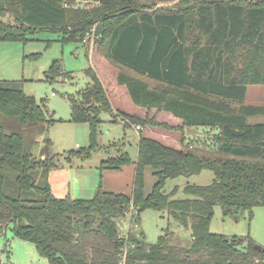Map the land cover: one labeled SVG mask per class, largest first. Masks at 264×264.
Segmentation results:
<instances>
[{"label":"trees","instance_id":"1","mask_svg":"<svg viewBox=\"0 0 264 264\" xmlns=\"http://www.w3.org/2000/svg\"><path fill=\"white\" fill-rule=\"evenodd\" d=\"M40 31L87 48L92 40L102 58L130 72L117 73L116 84L133 105L168 113L181 127L113 111L97 74L86 69L91 83L68 98L69 120L89 125L90 145L69 150L65 159L88 158L98 149L102 114L113 123L124 120V128L138 126L137 159L124 152L99 166L102 173L132 164L131 190L115 193L100 185L91 200L57 198L48 183L49 171L58 168L51 142L45 139L42 158L35 159L28 131L44 133L60 119L50 116L43 99L24 93L23 80L0 79V115L26 132L0 124V234L12 227L50 264H119L125 247V264H264V250L256 251L249 236L209 229L215 207L223 217L248 211L249 219L264 208V123L247 121L264 116V105L244 104L248 87L264 86V0H0V43L26 44ZM66 76L58 61L46 72L51 84ZM147 128L178 131L183 139L186 128L208 131L191 137L192 146L176 148L144 134ZM146 168L155 178L149 193ZM205 170L214 181L185 186L187 199L171 200L176 189L164 193L168 179ZM146 209L166 211L191 232L190 245L170 244L162 235L147 248L143 233L130 229L127 242L120 238L116 219L134 210L130 222L138 226Z\"/></svg>","mask_w":264,"mask_h":264},{"label":"rangeland","instance_id":"2","mask_svg":"<svg viewBox=\"0 0 264 264\" xmlns=\"http://www.w3.org/2000/svg\"><path fill=\"white\" fill-rule=\"evenodd\" d=\"M74 4V7L84 5ZM4 21L10 22L8 17ZM93 38V37H92ZM88 43V41H86ZM86 45V44H84ZM79 43H61V36L56 32L40 31L30 36V41L21 43H0V79L23 80L22 89L25 94L33 96L36 102L45 101V107L54 120L59 122L52 124L44 133L28 131L33 138L31 154L33 158H42L41 153L45 147V139H49L50 154L56 155L58 168H52L48 173V183L52 194L57 198L66 196L77 200H91L99 190V186L105 191L129 194L133 179V165H127L122 170H106L101 173L99 166L101 161L116 157L126 152L131 161L137 159V132L133 127L124 128L121 123L110 122L111 116L102 114V123L99 125L100 135L98 149L86 157L75 156L68 162L65 159L69 150L78 152L87 149L90 145V128L87 123L70 122V103L68 98H75L90 85V79L84 73L88 68L94 70L102 85L110 97V104L118 109L132 112L131 100H115V77L117 73L130 72L117 69L114 64L102 58L98 51V45L90 40L89 49ZM87 46V45H86ZM38 55L36 58L31 56ZM53 61H58L65 73L69 76L57 78L56 83L46 80V72ZM114 88L116 90H114ZM249 88V87H248ZM259 92L258 100H263L264 86H250L248 100L254 101L253 96ZM114 111V110H113ZM156 115L140 116L153 118L159 124L179 128L181 123L162 112ZM115 115V112L112 114ZM120 118L119 120H121ZM260 120L264 123V117L250 120ZM109 120L108 122H105ZM258 122V121H257ZM0 124L8 132L25 134V130L15 122L9 121L0 115ZM149 137L161 141L166 145L176 148L184 146V143L193 145V139L178 131H166L158 128H147L144 131ZM185 141V142H183ZM183 142V143H182ZM214 174L208 170L198 175L175 179L165 182L163 191L170 195L176 189L171 200H185L188 197L183 192L187 185L208 186L214 181ZM145 193H149L155 178L152 169H145ZM138 226H131L130 213L125 217L116 219L119 236L124 237L130 232L139 235L143 233L144 244L147 248L157 243L158 238L166 235L168 242L173 245L188 247L191 243V232L177 224L166 211L157 212L146 209L140 213ZM132 222V221H131ZM210 232L225 235L227 237L249 236L256 245L264 249V208H255L252 218L249 219L248 211H241L233 217H223L218 207L213 209V218L210 223ZM0 264H50L45 258L38 255L36 248L29 242L18 239L12 230L7 228L0 234Z\"/></svg>","mask_w":264,"mask_h":264},{"label":"crops","instance_id":"3","mask_svg":"<svg viewBox=\"0 0 264 264\" xmlns=\"http://www.w3.org/2000/svg\"><path fill=\"white\" fill-rule=\"evenodd\" d=\"M115 79H116V77H115ZM115 82H116V80H115ZM116 86V88H119V90L120 91H114V94H112L113 95V97H114V99L115 100H122V99H127V100H129L130 101V97L128 96V94H127V91H126V89H125V87H123V86H118V85H115ZM104 87V86H103ZM250 88V87H249ZM249 88H247V91H246V95H245V100H244V104L245 105H254V106H258V105H264L263 104V100H258L259 99V96L260 95H262V94H260L259 92H256V94L252 97L253 98V100L254 101H249L248 99V90H249ZM105 89V88H104ZM106 90V89H105ZM114 90H116L115 88H114ZM107 91V90H106ZM108 97H109V101H110V97L111 96H109V94H108ZM131 102V101H130ZM131 104H132V102H131ZM111 105V104H110ZM111 108L114 110V111H122V112H125V113H127V114H130V115H134V116H138V117H140V116H146V115H149V114H151V115H156V114H158L157 112V110H155V109H151V110H147V109H145V108H139V107H136L135 105H133L132 104V112H134V113H128V112H126V111H123V110H121V108L120 109H118V108H116V107H114V106H112L111 105ZM161 114H165V115H167V116H169L170 118H173L174 120H176L177 122H180L181 123V121L179 120V119H176V118H174L173 116H171L170 114H168V113H165V112H162ZM262 117H264V116H259V117H254V118H250V119H248L247 121H248V123L249 124H251V125H254V124H257V123H260L259 121L260 120H255L254 122H251L250 120H253V119H255V118H262ZM109 120H106L105 122H108ZM258 121V122H257ZM197 131H200V132H206V131H208V128H198V130ZM214 132H215V130H214ZM49 186H50V184H49ZM50 190H51V187H50ZM51 193H52V191H51ZM54 196V195H53Z\"/></svg>","mask_w":264,"mask_h":264},{"label":"built area","instance_id":"4","mask_svg":"<svg viewBox=\"0 0 264 264\" xmlns=\"http://www.w3.org/2000/svg\"><path fill=\"white\" fill-rule=\"evenodd\" d=\"M121 123H125V121L122 120ZM134 129L136 131L141 130L140 127H138V126H135ZM129 213H130L131 219H133L137 216V214L134 210H131ZM131 224H132V226H134L133 223L130 222V225ZM120 238H122L124 241L127 242V234L124 237H120ZM125 259H126V247L124 248V251H123L122 256H121V261L119 264H125Z\"/></svg>","mask_w":264,"mask_h":264},{"label":"water","instance_id":"5","mask_svg":"<svg viewBox=\"0 0 264 264\" xmlns=\"http://www.w3.org/2000/svg\"><path fill=\"white\" fill-rule=\"evenodd\" d=\"M186 136H190V137L198 136V131H196L195 129L186 128ZM254 249L258 252L264 250L258 245H255Z\"/></svg>","mask_w":264,"mask_h":264}]
</instances>
